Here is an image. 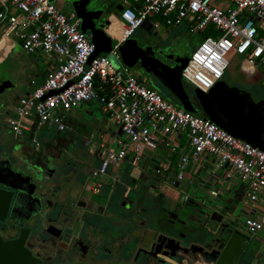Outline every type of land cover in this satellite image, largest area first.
Instances as JSON below:
<instances>
[{"label": "built area", "instance_id": "obj_1", "mask_svg": "<svg viewBox=\"0 0 264 264\" xmlns=\"http://www.w3.org/2000/svg\"><path fill=\"white\" fill-rule=\"evenodd\" d=\"M120 1L122 9L114 20L121 33L106 29L112 48L97 54L91 35L81 29L74 12H64L51 0H0V27L6 24L5 34H15L25 50L42 51L56 60L44 81L18 99L15 116L7 117L14 136L45 125L64 131L68 111L96 100L121 135L115 141L117 148H108L105 141L100 144L103 155L93 176L105 175L111 167L119 169L130 154L131 164L138 167L145 149L156 150L164 144L173 153L181 152L180 171L172 184L183 180L186 173L206 168L207 161L215 163L211 185L221 186L210 188V195L242 186L246 191L242 205L245 229L252 236L264 231V150L208 116L184 109L148 86L127 65L117 68L109 58L112 54L120 60L121 45L140 27L159 31L185 23L192 34L201 37L183 69V78L209 92L225 75L231 55L264 67V0ZM10 7L19 12L10 13ZM184 138L186 146L182 145ZM32 142L40 145L37 134ZM161 165L160 173L168 168L166 163ZM221 168L223 178L217 173Z\"/></svg>", "mask_w": 264, "mask_h": 264}, {"label": "flooded vegetation", "instance_id": "obj_2", "mask_svg": "<svg viewBox=\"0 0 264 264\" xmlns=\"http://www.w3.org/2000/svg\"><path fill=\"white\" fill-rule=\"evenodd\" d=\"M73 1L88 23L95 10L87 9L89 4L83 3L84 0ZM69 5L70 12H74V5L71 2ZM121 6L120 0H107V9L96 23H102L107 14L118 15ZM139 44L152 46L156 57L173 64L160 54L161 45L156 44V48L148 38ZM262 93L260 96L254 94L256 101L264 99ZM67 124L70 128V123ZM80 139L39 140L40 145L33 146L29 141L15 142L12 138L0 137V179L6 176L13 179L14 168L32 177L31 181L25 177L22 183L28 192L0 182V188L14 191L6 218L0 221V237L5 241L15 240L23 232L24 247L38 264H139L144 258L137 243L143 232L142 224L147 219L154 220L159 215L169 226L175 222L186 235L206 224L205 208L190 203L193 199L188 194L182 199L168 201L166 193L160 190L158 163L139 174L137 171L130 173V167L122 170V173L128 172L129 178L117 172L111 179L112 168L107 175L93 176L103 152L98 145L94 147L85 143V138ZM88 151L93 156L88 155ZM28 166H32L31 169ZM98 183L101 185L96 188ZM228 190L232 194L224 198L228 208H236L235 211L230 209L234 213L233 219L238 221L235 228L250 242L242 218L246 191L240 185ZM142 196L148 197V203H144L149 207L143 208ZM220 212L217 210L214 214L215 219L221 217ZM190 245L188 242L177 250L176 255L164 257L173 260L174 264H192L197 253ZM222 247L218 246L219 249ZM255 260L257 264H264V248L248 243L237 264H253Z\"/></svg>", "mask_w": 264, "mask_h": 264}, {"label": "water", "instance_id": "obj_3", "mask_svg": "<svg viewBox=\"0 0 264 264\" xmlns=\"http://www.w3.org/2000/svg\"><path fill=\"white\" fill-rule=\"evenodd\" d=\"M67 1L74 5V12L81 19V29L91 35L92 41L97 47V54L110 51L112 37L106 31V25L112 22L115 15L107 14L100 24L95 21L107 9V0L83 1V3L89 4L87 9L93 8L95 10L94 14L88 18V23L87 18L83 12L79 11L75 2L73 0ZM101 4H103L102 7H100ZM1 10L2 8H0ZM128 45L129 47H120L125 63H140L146 71L151 72L159 80L165 89H174L177 94L175 97L184 107L188 109L199 107L206 116L234 136L264 150V99L256 101V97L249 91L238 86H231L222 79L209 92L195 88L192 96L185 87L182 75L191 56L188 57L184 53L185 50L179 45L165 46L159 51L161 55L172 60L173 64L166 63L156 57L154 49L150 45L142 47L139 45V41H136L132 46L131 44ZM2 80V70H0V81ZM194 100H197L199 106H196ZM31 167L28 166L29 169ZM147 167L146 165L144 169ZM13 172L15 173L13 179L6 176V178L0 179V182L26 192L27 190L22 183L25 177L28 181H31L32 177L23 170L17 171L14 168ZM205 184L211 186V175ZM176 186H178L177 182ZM233 188L231 187L230 190ZM13 194L14 191L0 188V221H4L6 218ZM228 194H232V192L223 189L217 196H211L210 205H207L204 200L193 199L189 201L205 208L208 216L206 224L200 225L194 233L186 235L182 233L180 227L175 226V222L169 226L165 223L164 218L161 220L162 217L154 220L152 226L146 231L143 230L138 239L137 245L140 246L139 251L144 258L139 264H165L167 261L161 257L162 255H176L177 250L184 248L188 242L191 243L190 246L196 251L197 256L199 255L208 263L237 264L245 251V245L249 243V239L238 228H235L238 221L233 219L234 213L230 209L235 211L236 208H228L226 204L228 202L224 198ZM20 196L21 193L17 195L18 201ZM217 210H221V217L215 219L214 214L217 213ZM185 236L188 237L187 240ZM24 237L23 232L15 240L5 241L0 237V264H38L37 260L24 247ZM182 241L184 243L181 244ZM220 245H223L221 249L218 248ZM253 264H257V260Z\"/></svg>", "mask_w": 264, "mask_h": 264}, {"label": "rangeland", "instance_id": "obj_4", "mask_svg": "<svg viewBox=\"0 0 264 264\" xmlns=\"http://www.w3.org/2000/svg\"><path fill=\"white\" fill-rule=\"evenodd\" d=\"M54 4L60 7L61 10L69 13L72 11V8L69 5V2L67 0H51ZM147 26V25H146ZM106 29L109 33L120 35L121 30L119 27H117V24L115 20L113 19L112 22H110L108 25H106ZM5 31V27L0 28V37L1 34ZM201 34H192L189 31L188 26L184 23L181 25H176L172 27H166L163 26L162 30L158 31L156 28H147V27H140L136 30V32L127 39L126 41L121 45L129 47L128 44H131V46L136 41H141L142 39H150L151 43L155 45L156 48L157 45H161V49H163L165 46L170 45H179L180 48L184 49L188 57L191 56V53L193 52L194 48L197 46V44L200 41ZM157 44V45H156ZM140 45V44H139ZM22 47L19 42L16 44V48H14L13 52L9 55L6 61L1 66L0 70H2V76L3 80L0 81V137L2 138H12V135L8 128L5 125V119H4V113L7 111L5 108L11 107L14 103L13 98H16L18 96H21L23 93V90L20 86V83L24 80H27L30 74L29 68V58L24 52H22ZM19 52L21 54H19ZM106 53V52H103ZM121 59H117L114 55L110 54L109 58L113 62V64L119 68L121 67V64L127 65L129 68L132 69L134 74L140 78H145L146 84L148 86H151L161 92L163 95H165L168 99H174L177 100V104L182 106L184 109L189 110L195 114H201L202 111L199 107L188 109L184 107L178 99L175 97L176 92L174 89L170 88H164L162 84L159 82V80L151 73L146 71L140 63H125L123 61V53L121 50L119 51ZM230 63L229 67L226 70L225 75L223 76L222 80H224L227 84L231 86H238L244 90L249 91L252 93V95H261L264 92V67L262 66H254L251 65L248 61H246L243 56L241 55H231L229 57ZM163 61V60H162ZM165 62V61H164ZM185 87L187 91L193 96L195 86L190 84V82L184 80ZM252 91V92H251ZM10 96H13L10 98ZM13 101V102H12ZM88 105H90L94 110V116H96L98 119H104L108 126L107 128L112 129V126H116L107 116V113L104 112L102 103L94 100L92 102H87ZM87 103H82V108L85 107ZM194 103L197 105L196 100H194ZM113 125H112V124ZM117 127V126H116ZM112 131V130H111ZM48 133H43L51 136H44L39 135L40 140L44 141V138L53 139L54 141H57L61 138H65L68 140H74L78 139L79 134H76L71 128H67L65 131H62L61 133L57 132L56 127H52ZM123 138H126V136H122ZM82 140V137L81 139ZM99 140H104L99 138ZM107 140V141H106ZM109 140V141H108ZM105 141L107 142L108 148H117V144L115 143L114 137H111L109 139L105 138ZM162 148H157L155 152H149V154H153V157H149L150 161L154 163L153 159L151 158H158L160 156V153H163L164 155H179L181 156V152H170L169 149L165 145ZM171 153V154H170ZM148 159V160H149ZM177 159V157H176ZM149 161V162H150ZM207 167L201 170L200 174L193 179L192 176H189L186 173V180L182 181L181 187H179L180 190H174L173 194L170 193L167 194V199L170 202L171 198L175 197L176 199H179L183 197V195H189L192 199H195L197 201L204 200L207 205H210L211 201V195L209 193L210 188L218 189L219 186H221V183H217V186L215 184L207 185L206 180H208V177L211 175L215 163H212L210 161L206 162ZM147 166L149 164L147 163ZM150 167V166H149ZM150 170V169H149ZM217 173L220 177L223 178V175L225 173L224 168H221L217 170ZM173 177V174H172ZM182 192V193H181ZM184 198V197H183ZM167 199L165 201H167ZM246 199L244 200L243 204L245 203ZM248 201V200H247ZM253 204V203H251ZM251 204H247V206H250ZM253 206V205H251ZM261 210V208H259ZM243 220L245 219V215L242 216ZM153 222V220H151ZM152 226V225H150ZM250 235V246H258L264 248V232H259L257 235L252 236ZM260 264H263L261 262Z\"/></svg>", "mask_w": 264, "mask_h": 264}, {"label": "crops", "instance_id": "obj_5", "mask_svg": "<svg viewBox=\"0 0 264 264\" xmlns=\"http://www.w3.org/2000/svg\"><path fill=\"white\" fill-rule=\"evenodd\" d=\"M6 3L9 4L8 1ZM58 7L60 9L62 8V7H60V4ZM0 8H2V7H0ZM18 12L19 11L17 9L10 7V13H18ZM69 13H71V12H69ZM5 25H2L0 28H2V27L6 28ZM145 27L149 28L148 26H145ZM160 30H162V29H160ZM4 35H5V31L1 34L0 38H2ZM7 36L11 40L12 45H11L10 49L6 52V54L2 57V61H1L2 65L6 61L5 59H7L9 57V55L13 52L14 48H16L17 42H19L21 44V47H22L21 53L24 52V54H26L29 58V64H28L29 68L28 69L30 70V74H29V77L27 78V80H24L23 82L20 83V86L23 90L22 95L18 96L16 98H13L14 103L12 104V106L11 107L7 106L5 108L7 110L4 113L5 125L8 128V130L10 131L13 141H15V142L29 141L33 146H35V144L32 142V136L34 134H37L38 139L40 140L39 135L40 136L44 135L46 137L51 136L50 134L46 135L44 133H48L47 131H49L52 127H56V126L55 125H45V126H42L39 128L34 127L31 130H25L24 134L22 136H19L16 138L14 136V133L12 132L11 128L7 124V117L15 116V114H16L15 108H16L18 99L22 96H25V95H28L29 93H31V91L35 88V86L37 84H40L44 81V79L46 78L48 70L55 63L56 60H55V57L52 56L51 54H47V53H44L42 51L29 52V51L25 50L22 46L21 40L15 34L7 35ZM21 53L19 52V54H21ZM100 53L103 54V52H100ZM251 65H253V64H251ZM254 66H256V65H254ZM12 97L13 96H10V98H12ZM88 102H92V101H88ZM85 103H87V102H85ZM82 106L83 105H80L78 108L72 109V110L68 111V113H67V116L69 117V121H70L69 123H70L71 130H73L76 134H79L80 138L81 137L83 139L85 138V143L89 142L88 144H90L94 147L96 144V145H98L99 149H101L100 144L103 141H105V138L109 139L111 137H114V140L116 141V139L121 135L118 132V128L116 126H114L112 123H111L113 125L112 129L107 128V126H108L107 122L104 119H98L96 116H94V114H95L94 110L90 105H88V103L85 105L84 108H82ZM68 117H67V119H68ZM56 129H57V127H56ZM43 131H44V133H43ZM57 132L61 133L62 131H59L57 129ZM99 138L104 139V140H99ZM44 141H54V140L49 139V138H44ZM106 141H105V143L107 144ZM186 142H187V139L184 138L182 140V145L186 146ZM161 145H164V144H161ZM161 145L158 148H162L163 146H161ZM149 152H155V150L145 149L144 157L139 161L138 167H134L131 164V156L132 155L130 154V156L127 158L126 161H124V163L121 165V167L119 169H115V168L111 167L113 172H111L112 174L109 176L110 177L113 175L115 176L116 175L115 173L120 172V175L122 174L126 178H129L128 172L122 173L125 169H128L129 167L131 168L130 173H132V172L134 173V171H137V174H139V172H143L147 163L151 167L155 166L156 163H158V165L160 164L159 166H162L161 165L162 163H166V164H168L167 170L160 173V177H161V179H160L161 189L160 190L162 191V193L164 192V193H167L169 195L171 192L174 191V188L178 187V189H175V191L180 190L179 187H181L182 181L186 180V176L183 178V180L177 181L178 186H176V184L171 183L172 182L171 180L174 179L177 172L180 171V169H179L180 156L174 155L171 153H170L171 155H164L163 153H160V156H158V158H156V159L151 158L154 161V163H152L150 161L149 157H153L154 155L151 153L149 154ZM90 154L92 155L91 151H90V153L88 151V155H90ZM102 155H101V159H102ZM176 157H177V159H176ZM89 160L91 161V159H89ZM100 163H101V160L99 161V163H97L96 167H98L100 165ZM200 172H201V170L199 168L196 173H193L192 175H189V176H192L193 179H195L200 174ZM172 174H173V177H172ZM105 175H107V174H105ZM104 179H107V178H104ZM111 179H112V177H111ZM98 184L101 185V183H98ZM127 190H129V188H127ZM171 194H173V193H171ZM142 198L144 199L143 202H141V204L143 203L142 204L143 208L146 206L149 207L150 206L149 204L144 203V202L148 203V197L142 196ZM175 200H176V198L173 197V198H171L170 202L171 201L173 202ZM141 204H140V206H142ZM145 213H146V211H145ZM158 218H160L159 215L157 216V218L155 216L154 220H157ZM162 219L163 218H161V220ZM152 224H153V222L151 221V219H147L142 224V227H143L142 230L146 231V229L150 228V225H152ZM262 232H264V231H262ZM161 257L165 258V260L167 261L165 264H174L175 263L170 258H168L166 256L164 257V255H162ZM192 264H213V263H208V262L204 261L198 255L195 257Z\"/></svg>", "mask_w": 264, "mask_h": 264}, {"label": "bare ground", "instance_id": "obj_6", "mask_svg": "<svg viewBox=\"0 0 264 264\" xmlns=\"http://www.w3.org/2000/svg\"><path fill=\"white\" fill-rule=\"evenodd\" d=\"M11 45H12L11 40L8 38V36L6 34L2 38H0V66H1L2 57L10 49ZM251 64H253V63H251ZM253 65H255V64H253Z\"/></svg>", "mask_w": 264, "mask_h": 264}, {"label": "trees", "instance_id": "obj_7", "mask_svg": "<svg viewBox=\"0 0 264 264\" xmlns=\"http://www.w3.org/2000/svg\"><path fill=\"white\" fill-rule=\"evenodd\" d=\"M205 34H207V33H205ZM191 84V83H190ZM193 85V84H192ZM161 93V92H160ZM193 94H194V92H192ZM162 94V93H161ZM163 95V94H162ZM165 96V95H164ZM166 97V96H165ZM172 100V99H171ZM175 102H177V100H175V98L173 99ZM196 103H197V105L199 106V104H198V102H197V100H196ZM202 111V110H201ZM202 115H205L203 112L201 113Z\"/></svg>", "mask_w": 264, "mask_h": 264}, {"label": "clouds", "instance_id": "obj_8", "mask_svg": "<svg viewBox=\"0 0 264 264\" xmlns=\"http://www.w3.org/2000/svg\"><path fill=\"white\" fill-rule=\"evenodd\" d=\"M196 88V87H195Z\"/></svg>", "mask_w": 264, "mask_h": 264}]
</instances>
